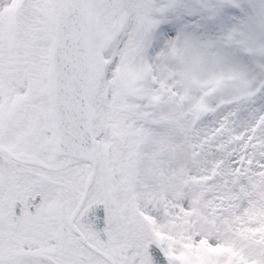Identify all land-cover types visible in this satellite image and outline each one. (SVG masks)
I'll use <instances>...</instances> for the list:
<instances>
[{
    "label": "snow or ice",
    "instance_id": "snow-or-ice-1",
    "mask_svg": "<svg viewBox=\"0 0 264 264\" xmlns=\"http://www.w3.org/2000/svg\"><path fill=\"white\" fill-rule=\"evenodd\" d=\"M0 264H264V0H0Z\"/></svg>",
    "mask_w": 264,
    "mask_h": 264
}]
</instances>
